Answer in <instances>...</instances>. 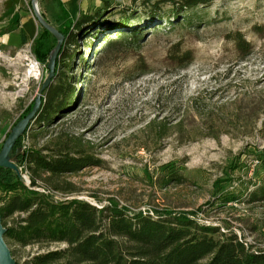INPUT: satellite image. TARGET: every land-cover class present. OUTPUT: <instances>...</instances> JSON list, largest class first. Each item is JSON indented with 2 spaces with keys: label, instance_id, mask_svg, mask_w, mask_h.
Segmentation results:
<instances>
[{
  "label": "rangeland",
  "instance_id": "1",
  "mask_svg": "<svg viewBox=\"0 0 264 264\" xmlns=\"http://www.w3.org/2000/svg\"><path fill=\"white\" fill-rule=\"evenodd\" d=\"M104 1L114 7L107 18L136 22L148 20L155 2L96 0L87 13ZM34 5L59 25L54 8L40 0H0V153L17 130L26 132L25 148L51 146L59 136L89 141L101 165L64 177L76 190L73 197L152 214L193 212L219 229L217 238L236 234L254 251L264 250V203H249L247 196L264 182V0H216L197 8L190 23L157 25L132 45L110 46L103 34L80 41L84 59L78 54L71 69L61 65L75 104L50 126L36 119L22 125L29 106L46 96L50 75L46 66L41 76L32 72L43 30ZM175 7L172 0L158 11L168 16ZM234 32L251 44L248 53L228 41ZM186 51L191 59L175 61ZM153 121L165 122L169 134L160 138L159 125L149 127ZM171 171L183 181L165 185ZM8 243L15 264L65 248Z\"/></svg>",
  "mask_w": 264,
  "mask_h": 264
},
{
  "label": "trees",
  "instance_id": "2",
  "mask_svg": "<svg viewBox=\"0 0 264 264\" xmlns=\"http://www.w3.org/2000/svg\"><path fill=\"white\" fill-rule=\"evenodd\" d=\"M168 1L172 0H155L148 12L150 17L142 22L132 18L119 21L107 18L106 13L114 9L107 1L102 9L83 14L77 20L63 9L65 22L59 32L64 36V43L36 122L50 126L75 104L74 89L63 78L61 65L71 69L78 54L80 61L84 59L80 41L86 43L92 35L103 34L104 43L110 46L132 45L157 25L175 26L182 20L190 23L197 8L209 7L216 0H173L176 7L171 14L163 16L158 10ZM144 24L146 27H142ZM17 26L16 23L13 30ZM227 39L235 43L241 55L251 50V44L240 32L229 34ZM57 45V36L43 28L36 39L35 54L48 71ZM177 55L180 54L171 57ZM192 55L193 52L186 51L175 61L189 60ZM33 107L34 104L29 106L24 117ZM157 125L159 137H166L168 125L153 121L149 127L156 129ZM25 136L26 132L18 137L8 160L29 174L31 184L24 183L15 169L0 166V214L5 240L7 244L12 240L22 246L65 245V248L39 253L26 264H264V250L254 251L236 234L225 233L217 238L219 229L202 223L193 212L165 210L152 214L132 211L115 202L97 206L73 197L76 190L64 177L101 165L91 153L90 142L59 136L58 142L51 146L25 148ZM183 177L171 171L164 176L165 185L173 181L181 183ZM247 196L249 203H264V182Z\"/></svg>",
  "mask_w": 264,
  "mask_h": 264
},
{
  "label": "water",
  "instance_id": "3",
  "mask_svg": "<svg viewBox=\"0 0 264 264\" xmlns=\"http://www.w3.org/2000/svg\"><path fill=\"white\" fill-rule=\"evenodd\" d=\"M93 1L95 2L96 0H89L88 4L84 7L80 16L83 14H87V10L89 9V7ZM34 8H35L36 16H37L39 22L41 23V25L43 26V28H46L47 30H49L51 33H53L58 38V45H57L56 49L53 51L52 56H51V60H50V65H49V74L50 75L47 78V80L45 81V85H44V87L46 89L48 87V85L51 83L52 78L55 75L56 62H57V58L59 56V53L62 49V45L64 43V36L62 34H60L59 30L57 28H55L54 26H52L39 13V11L35 7V5H34ZM41 105H42V98L39 97L37 99L34 110L32 111L31 114H29V116H27V118H25L23 120L22 125H27L30 121L36 119L38 112L41 108ZM20 135H21V133L18 130L14 131V133L11 135L10 139L8 140L6 145L4 146L2 152L0 153V166L11 167L17 171L18 175L20 174V169L14 163H9V161H11V160H8V155H9V153L12 150L16 140L18 139V137ZM0 264H15L11 249H10L9 245L7 244L5 237H4V228L2 225L1 214H0Z\"/></svg>",
  "mask_w": 264,
  "mask_h": 264
},
{
  "label": "crops",
  "instance_id": "4",
  "mask_svg": "<svg viewBox=\"0 0 264 264\" xmlns=\"http://www.w3.org/2000/svg\"><path fill=\"white\" fill-rule=\"evenodd\" d=\"M89 0H40L41 6L45 8L47 5L54 8V16L59 19V25H56V28H62L63 23L65 22L63 18V9L67 10L72 18H77L80 16L81 12L83 11L84 7L88 4ZM49 7V6H47ZM46 7V8H47ZM44 16L47 18L48 13L44 11ZM27 20L33 26L32 18L28 17ZM51 24V22H50ZM55 26V25H54ZM20 27L14 31H18ZM58 29V30H59Z\"/></svg>",
  "mask_w": 264,
  "mask_h": 264
},
{
  "label": "built area",
  "instance_id": "5",
  "mask_svg": "<svg viewBox=\"0 0 264 264\" xmlns=\"http://www.w3.org/2000/svg\"><path fill=\"white\" fill-rule=\"evenodd\" d=\"M31 63H32V69H33L34 64L37 66V68L40 69V71H39V75L41 76V74H42V70H44V66H45V65H44L43 63H41V62L37 59L36 54H34V59H33V58L31 59ZM34 73H35V72H34ZM19 176H20L21 180H22L24 183H26L27 185H30V184H31L30 176H29L28 173L24 174V171L20 169V174H19Z\"/></svg>",
  "mask_w": 264,
  "mask_h": 264
},
{
  "label": "bare ground",
  "instance_id": "6",
  "mask_svg": "<svg viewBox=\"0 0 264 264\" xmlns=\"http://www.w3.org/2000/svg\"><path fill=\"white\" fill-rule=\"evenodd\" d=\"M39 71H40V69L37 68V66L34 64L33 69H32V72H35L34 74H35L36 76H38V75H39Z\"/></svg>",
  "mask_w": 264,
  "mask_h": 264
}]
</instances>
